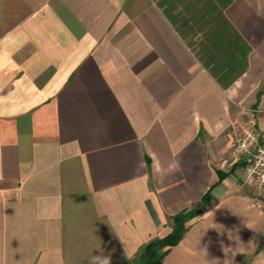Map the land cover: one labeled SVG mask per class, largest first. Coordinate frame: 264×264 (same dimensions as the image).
Wrapping results in <instances>:
<instances>
[{"label": "crops", "instance_id": "obj_1", "mask_svg": "<svg viewBox=\"0 0 264 264\" xmlns=\"http://www.w3.org/2000/svg\"><path fill=\"white\" fill-rule=\"evenodd\" d=\"M163 1L0 0V264H136L208 191L149 264H264L232 171L234 130L264 134V0L223 5L239 48L210 68Z\"/></svg>", "mask_w": 264, "mask_h": 264}, {"label": "trees", "instance_id": "obj_2", "mask_svg": "<svg viewBox=\"0 0 264 264\" xmlns=\"http://www.w3.org/2000/svg\"><path fill=\"white\" fill-rule=\"evenodd\" d=\"M171 0H164L163 2ZM188 4L182 8H164V12L172 21L179 33L189 42L204 65L208 68L227 52V45L231 48H239L238 37L224 17V7L231 0H188ZM241 164L234 165L233 170ZM221 177L224 175L220 172ZM211 191H208L202 200L200 209L186 210L174 217V230L165 238L151 242L146 246L136 264H149L152 259L162 260L165 256L164 249L175 247L184 237L187 231V223L204 214L212 205Z\"/></svg>", "mask_w": 264, "mask_h": 264}, {"label": "built area", "instance_id": "obj_3", "mask_svg": "<svg viewBox=\"0 0 264 264\" xmlns=\"http://www.w3.org/2000/svg\"><path fill=\"white\" fill-rule=\"evenodd\" d=\"M232 163L241 164L235 178L252 186L264 207V134L254 116H249L241 130L233 132Z\"/></svg>", "mask_w": 264, "mask_h": 264}, {"label": "rangeland", "instance_id": "obj_4", "mask_svg": "<svg viewBox=\"0 0 264 264\" xmlns=\"http://www.w3.org/2000/svg\"><path fill=\"white\" fill-rule=\"evenodd\" d=\"M193 38L192 37H188V42L192 43L193 42Z\"/></svg>", "mask_w": 264, "mask_h": 264}]
</instances>
